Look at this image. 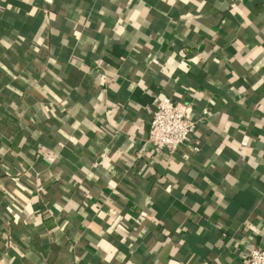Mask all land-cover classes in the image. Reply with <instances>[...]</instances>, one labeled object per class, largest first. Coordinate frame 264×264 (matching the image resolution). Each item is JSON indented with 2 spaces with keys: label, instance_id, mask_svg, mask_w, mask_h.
<instances>
[{
  "label": "crops",
  "instance_id": "obj_1",
  "mask_svg": "<svg viewBox=\"0 0 264 264\" xmlns=\"http://www.w3.org/2000/svg\"><path fill=\"white\" fill-rule=\"evenodd\" d=\"M162 96L197 122L172 155L146 143ZM0 183V264H245L264 0H0Z\"/></svg>",
  "mask_w": 264,
  "mask_h": 264
},
{
  "label": "built area",
  "instance_id": "obj_2",
  "mask_svg": "<svg viewBox=\"0 0 264 264\" xmlns=\"http://www.w3.org/2000/svg\"><path fill=\"white\" fill-rule=\"evenodd\" d=\"M197 122L186 116V105L166 96L159 98L151 112L146 143L172 155L178 147L190 142ZM196 149V147H193ZM245 264H264V250L252 248L242 257Z\"/></svg>",
  "mask_w": 264,
  "mask_h": 264
},
{
  "label": "trees",
  "instance_id": "obj_3",
  "mask_svg": "<svg viewBox=\"0 0 264 264\" xmlns=\"http://www.w3.org/2000/svg\"><path fill=\"white\" fill-rule=\"evenodd\" d=\"M6 164H7V163H6ZM4 175H5L6 177L8 176V175L5 173V171H4ZM8 181H13V182H14L15 180H14V178H9ZM2 186H3V184L0 183V194L5 195L6 197H8L9 200H11V199H10V197H11L10 195H11V194L8 193L4 188H2ZM1 211H2V212L4 211L5 214L8 215V214H10V213L12 214L11 211H14V209H13L12 205L10 204V202H8V206H7V207L4 206V207H3V210H1ZM8 216H9V215H8Z\"/></svg>",
  "mask_w": 264,
  "mask_h": 264
}]
</instances>
